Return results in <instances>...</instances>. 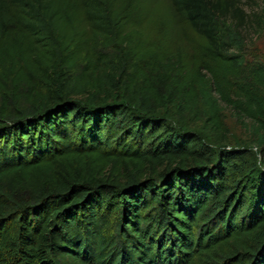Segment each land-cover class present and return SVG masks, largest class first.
<instances>
[{
  "label": "trees",
  "instance_id": "trees-1",
  "mask_svg": "<svg viewBox=\"0 0 264 264\" xmlns=\"http://www.w3.org/2000/svg\"><path fill=\"white\" fill-rule=\"evenodd\" d=\"M244 1L0 0V264H264Z\"/></svg>",
  "mask_w": 264,
  "mask_h": 264
},
{
  "label": "rangeland",
  "instance_id": "rangeland-1",
  "mask_svg": "<svg viewBox=\"0 0 264 264\" xmlns=\"http://www.w3.org/2000/svg\"><path fill=\"white\" fill-rule=\"evenodd\" d=\"M262 0H245L244 7L248 13L259 12L261 9ZM244 56L246 62H259L264 65V30L255 31L249 29L246 34V45L244 48ZM222 105V119L227 128V139L220 148L225 149H240L244 150V160L241 163L251 165L256 164L264 171V153L255 143V136L243 125L235 115L233 109L225 103ZM246 123H250L248 118Z\"/></svg>",
  "mask_w": 264,
  "mask_h": 264
}]
</instances>
